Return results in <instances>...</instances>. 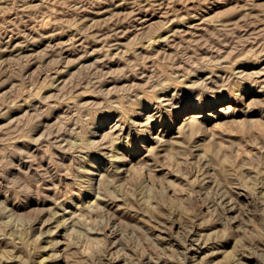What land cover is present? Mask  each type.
<instances>
[{"label": "rangeland", "instance_id": "obj_1", "mask_svg": "<svg viewBox=\"0 0 264 264\" xmlns=\"http://www.w3.org/2000/svg\"><path fill=\"white\" fill-rule=\"evenodd\" d=\"M0 264H264V0H0Z\"/></svg>", "mask_w": 264, "mask_h": 264}, {"label": "bare ground", "instance_id": "obj_2", "mask_svg": "<svg viewBox=\"0 0 264 264\" xmlns=\"http://www.w3.org/2000/svg\"><path fill=\"white\" fill-rule=\"evenodd\" d=\"M228 106H221L219 109V112H224L227 113L228 111ZM204 116L202 115V113L200 112H191L185 115L183 121L178 125V128L185 125V124H189L190 122H195L201 118H203ZM206 119V118H205ZM77 222V221H76ZM199 249V248H198Z\"/></svg>", "mask_w": 264, "mask_h": 264}]
</instances>
